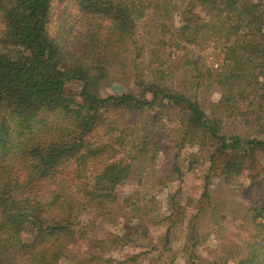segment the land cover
Returning a JSON list of instances; mask_svg holds the SVG:
<instances>
[{"label":"trees","instance_id":"trees-1","mask_svg":"<svg viewBox=\"0 0 264 264\" xmlns=\"http://www.w3.org/2000/svg\"><path fill=\"white\" fill-rule=\"evenodd\" d=\"M184 1L188 12L197 8L219 24L186 18V43H195L199 32L212 35L205 32L209 26L227 41L240 36L226 44L225 66L217 75L224 99L234 102L236 94L264 88V0ZM52 2L0 0V264L64 263L72 245L84 243L77 227L89 219L86 213L104 216L119 204L117 189L149 149L145 141H129L126 129L92 140L109 114L171 106L183 115V142L205 148L206 186L246 170L259 175L264 118L256 120L263 137L244 140L224 134L222 123L199 102L161 85H140L138 95L104 92L115 50L133 36L148 0H75L74 24L86 31L70 41L69 24L56 36L50 33ZM251 219L255 233L237 264H264V203L252 209ZM90 241L92 258L103 240Z\"/></svg>","mask_w":264,"mask_h":264},{"label":"rangeland","instance_id":"rangeland-1","mask_svg":"<svg viewBox=\"0 0 264 264\" xmlns=\"http://www.w3.org/2000/svg\"><path fill=\"white\" fill-rule=\"evenodd\" d=\"M74 1L53 0L49 26L53 36L64 24H69L65 34L69 41L85 33V28L79 31L74 24L79 14ZM145 4L149 8L134 21L133 36L115 50V69L104 92L138 95L140 85L155 83L199 102L209 118L222 123L224 134L244 140L263 137V124L256 120L264 118V88L243 97L236 94V100L229 102L218 84L225 46L240 36L227 41L225 33L209 26L205 32L209 29L212 35L199 32L195 43H186L182 36L186 18L193 16L206 26L212 21L216 28L217 18L197 8L188 12L184 0ZM2 29L0 22V34ZM110 129H126L129 141L147 143L148 153L134 162L130 180L117 189L119 204L110 209L111 214L86 213L89 219L77 227L84 243L72 245L62 264L109 260L113 264H237L255 233L252 209L264 203V154L258 156L259 175L246 170L234 179L215 177L206 186L209 158L200 144L183 142V115L177 109L109 114L92 140L105 141ZM90 240H103L92 258Z\"/></svg>","mask_w":264,"mask_h":264}]
</instances>
